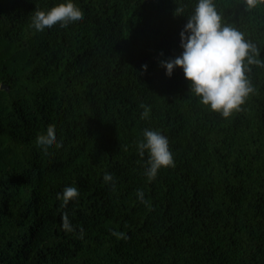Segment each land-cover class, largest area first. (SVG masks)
I'll use <instances>...</instances> for the list:
<instances>
[{"label": "trees", "instance_id": "1", "mask_svg": "<svg viewBox=\"0 0 264 264\" xmlns=\"http://www.w3.org/2000/svg\"><path fill=\"white\" fill-rule=\"evenodd\" d=\"M68 2L0 0V264H264V68L251 66L255 93L224 118L182 69L160 66L182 54L198 0H71L81 22L32 26ZM213 2L264 59V3ZM49 125L63 146L45 152ZM145 129L175 162L151 181ZM70 186L79 197L65 205Z\"/></svg>", "mask_w": 264, "mask_h": 264}, {"label": "clouds", "instance_id": "2", "mask_svg": "<svg viewBox=\"0 0 264 264\" xmlns=\"http://www.w3.org/2000/svg\"><path fill=\"white\" fill-rule=\"evenodd\" d=\"M264 0H245V8L253 9ZM184 8L177 7L175 16L183 15ZM84 12L69 0L66 4H59L50 11L36 10L32 16V26L37 31H44L56 24L67 27L71 23L81 22ZM222 14L218 13L213 0H198L195 11L187 17V24L180 32L181 48L183 52L175 58L161 61V67L166 69L170 78L176 68L184 72L185 79L190 82V92L200 98L205 106H210L213 112L224 118L241 110L246 98L255 93V88L246 73H251L252 67L264 68V59H260V49L257 45L246 40L236 28L225 24L222 27ZM162 55V53H161ZM144 72L147 65H143ZM142 118H147L149 109L145 106ZM144 139L137 147L141 156L145 151L149 154L145 175L154 180L161 168L175 167L174 157L169 150L168 138L158 130L145 129ZM37 144L45 152L55 146L59 149L63 142H57L55 125H49L46 134L38 135ZM105 183L113 182L112 174L105 173ZM141 202L144 201L143 191L136 193ZM79 197L76 187H66L62 198L64 204ZM62 228L66 232H73L67 213L62 215ZM84 232L79 230L78 238H83ZM117 239H126L122 232H112Z\"/></svg>", "mask_w": 264, "mask_h": 264}]
</instances>
